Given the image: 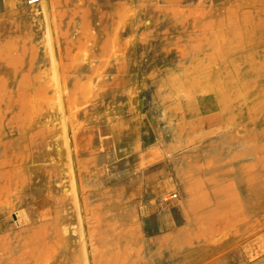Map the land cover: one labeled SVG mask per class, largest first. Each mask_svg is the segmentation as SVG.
<instances>
[{"label": "rangeland", "instance_id": "374dc122", "mask_svg": "<svg viewBox=\"0 0 264 264\" xmlns=\"http://www.w3.org/2000/svg\"><path fill=\"white\" fill-rule=\"evenodd\" d=\"M263 186L264 0H0V264H264Z\"/></svg>", "mask_w": 264, "mask_h": 264}, {"label": "bare ground", "instance_id": "6f19581e", "mask_svg": "<svg viewBox=\"0 0 264 264\" xmlns=\"http://www.w3.org/2000/svg\"><path fill=\"white\" fill-rule=\"evenodd\" d=\"M29 1H30V0H29ZM79 74H80L81 76H86V77H88V78L90 79V75H91V73H89V69H87L86 71H83V70H82V71L79 72ZM113 74H114V73H113ZM80 75H79V76H80ZM75 76H77V75H75ZM72 77H73V76H72ZM118 78H120V77L117 76V75H115V76L112 75L111 77H110V76H106V77L98 78V80H96V81H97V82H100V83H103V82H105V83H111V82H113V81L118 80ZM51 122H52V121H51ZM48 123H49V122H48ZM73 132H74V131H73ZM75 136H76V135H75ZM77 136H78V135H77ZM197 168H198V167H197ZM204 170H207V169H204ZM211 170H212V169H211ZM211 170H210V171H211ZM201 171H202V170H201ZM201 171H200V172H201ZM211 174H212V172H211ZM210 177H211V176H210ZM207 178H208V177H207ZM207 178H206V180H208ZM207 182H208V181H207ZM210 182H211V181H210ZM204 183H205V182H204ZM248 186H249V185H248ZM248 186H247V184H245V185H244V190H246V192H249L250 195H251V194H253V193H252V191H251L250 188L248 189ZM262 190H263L262 192H263V194H264V186L262 187ZM205 193H206V192H205ZM205 193H204V194H205ZM255 193H256V192H255ZM206 194H208V193H206ZM197 196H198V195H197ZM263 196H264V195H263ZM200 197H201V196H200ZM208 198H209V197H208ZM236 199H238V198H236ZM240 199H241V200H240ZM240 199H239V200H236V201H237L236 205H237L238 207H239L243 202H245L244 200H242V197H241ZM248 200L251 202V198H248V199H247V202H249ZM204 203H205V202H204ZM219 205H220V204H219ZM202 206H203V204H202ZM214 207H215V206H214ZM220 207H221V206H220ZM212 208H213V207H212ZM217 208H218V207H217ZM218 210H220V208H219ZM252 211H253V212H252ZM256 211L259 212V209H257ZM254 212H255V211L251 209V213H248V214H246V215H247V216H249L250 214L253 215V214H255ZM252 213H253V214H252Z\"/></svg>", "mask_w": 264, "mask_h": 264}, {"label": "built area", "instance_id": "2783aa9c", "mask_svg": "<svg viewBox=\"0 0 264 264\" xmlns=\"http://www.w3.org/2000/svg\"><path fill=\"white\" fill-rule=\"evenodd\" d=\"M39 1H40V0H30L29 3H30V4H34V3H37V2H39ZM174 197H177V194H172V195H171V198H174Z\"/></svg>", "mask_w": 264, "mask_h": 264}, {"label": "crops", "instance_id": "0c3cea01", "mask_svg": "<svg viewBox=\"0 0 264 264\" xmlns=\"http://www.w3.org/2000/svg\"><path fill=\"white\" fill-rule=\"evenodd\" d=\"M7 1H10V0H4V2H6V3H7ZM160 188L163 190L164 186L163 185H160Z\"/></svg>", "mask_w": 264, "mask_h": 264}]
</instances>
